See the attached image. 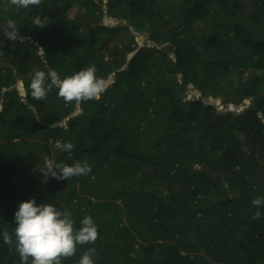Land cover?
Here are the masks:
<instances>
[{
	"label": "trees",
	"instance_id": "trees-1",
	"mask_svg": "<svg viewBox=\"0 0 264 264\" xmlns=\"http://www.w3.org/2000/svg\"><path fill=\"white\" fill-rule=\"evenodd\" d=\"M92 65L99 99L18 87ZM76 161L91 171L50 176ZM33 197L97 225L61 264L88 248L95 264H264V0H0V264H21L13 217Z\"/></svg>",
	"mask_w": 264,
	"mask_h": 264
},
{
	"label": "clouds",
	"instance_id": "clouds-1",
	"mask_svg": "<svg viewBox=\"0 0 264 264\" xmlns=\"http://www.w3.org/2000/svg\"><path fill=\"white\" fill-rule=\"evenodd\" d=\"M40 2L41 0H10L11 5L17 9H30L38 6ZM34 23L41 25V18L35 17ZM15 28V24L10 21L5 25L3 34L10 40H16L18 36ZM38 51L40 54L43 52L41 46H38ZM18 87L20 91L25 92L23 82H20ZM53 88L65 102L99 99L104 90L103 81L96 75L94 65L65 75L63 78L52 68L47 71L37 69L30 76L25 99L30 95L34 100H44ZM56 147L71 152L74 146L70 141H56ZM47 168L51 173L50 176L66 180L73 176L86 175L91 171L87 162L80 161L72 164L48 162ZM251 203L259 209L264 204V199L255 197ZM260 215V211L257 210L255 216L260 217ZM13 218L12 236L21 264H27L29 258L31 264H61V257L72 256L77 245L94 242L98 236L97 225L92 217L84 216L80 220V226L74 228L75 221L70 213L46 201L37 203L34 197L20 201ZM0 235L4 243L10 246L13 244L12 237L7 233ZM95 255V248L86 249L78 264H95Z\"/></svg>",
	"mask_w": 264,
	"mask_h": 264
},
{
	"label": "rangeland",
	"instance_id": "rangeland-1",
	"mask_svg": "<svg viewBox=\"0 0 264 264\" xmlns=\"http://www.w3.org/2000/svg\"><path fill=\"white\" fill-rule=\"evenodd\" d=\"M77 11V7H74L73 8V14H75ZM133 32H136V31H133ZM149 38V33L148 34H142V38H141V45L140 46H143L144 44H147V43H150V40L148 39ZM138 50V49H137ZM194 86L190 84V89L193 88ZM22 95H25V92L23 91H20ZM216 99H220V98H216Z\"/></svg>",
	"mask_w": 264,
	"mask_h": 264
},
{
	"label": "water",
	"instance_id": "water-1",
	"mask_svg": "<svg viewBox=\"0 0 264 264\" xmlns=\"http://www.w3.org/2000/svg\"><path fill=\"white\" fill-rule=\"evenodd\" d=\"M173 59H175V58H173ZM194 89H195V87H194ZM222 99V101H223V98H221ZM216 104V103H215ZM226 105H227V103H225ZM221 109V108H220ZM221 110H242L240 107H238V106H232V107H224L223 109H221ZM76 112L77 111H75V113H72L70 116H73V115H75L76 114ZM68 118V117H67Z\"/></svg>",
	"mask_w": 264,
	"mask_h": 264
}]
</instances>
